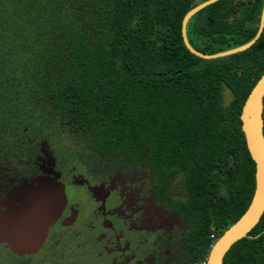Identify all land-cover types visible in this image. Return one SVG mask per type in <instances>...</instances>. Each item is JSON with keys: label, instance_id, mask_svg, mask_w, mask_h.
Returning a JSON list of instances; mask_svg holds the SVG:
<instances>
[{"label": "trees", "instance_id": "1", "mask_svg": "<svg viewBox=\"0 0 264 264\" xmlns=\"http://www.w3.org/2000/svg\"><path fill=\"white\" fill-rule=\"evenodd\" d=\"M202 1L0 0V164L65 133L81 154L146 163L161 196V178L182 173L186 196L171 206L191 223L198 264L209 235L230 226L252 195L239 112L264 71V23L235 53L202 58L185 47L182 17ZM262 3L206 4L185 24L190 46L212 54L248 42ZM261 118L264 138V96ZM263 261L264 210L222 264Z\"/></svg>", "mask_w": 264, "mask_h": 264}, {"label": "flooded vegetation", "instance_id": "2", "mask_svg": "<svg viewBox=\"0 0 264 264\" xmlns=\"http://www.w3.org/2000/svg\"><path fill=\"white\" fill-rule=\"evenodd\" d=\"M59 138L0 164V264H198L188 251L191 223L171 206L185 199L182 173L161 178V196L146 163L113 162L88 148L81 154L82 143ZM40 173L41 186L29 183ZM37 209L50 219L23 222Z\"/></svg>", "mask_w": 264, "mask_h": 264}, {"label": "water", "instance_id": "3", "mask_svg": "<svg viewBox=\"0 0 264 264\" xmlns=\"http://www.w3.org/2000/svg\"><path fill=\"white\" fill-rule=\"evenodd\" d=\"M215 0H204L191 9H189L181 20V36L185 47L193 54L202 57V58H213L218 56H224L231 53H235L241 50L246 49L250 46L251 43L258 37L259 33L262 30L264 23V0L262 3L260 16H259V24L256 34L252 39L248 42L212 54H205L199 52L192 48L186 38L185 35V24L195 11L199 10L206 4L213 2ZM264 96V71L252 85L250 90L248 91L242 106L239 112V120H240V129L243 134L244 143L246 150L249 154L250 159L254 165L253 171V191L250 197V200L245 208V210L241 213V215L230 225L228 226L210 245L209 250L205 257V264H222V257L230 245L236 240L246 236L247 232L256 224L260 215L264 210V138L262 133V98ZM59 191L56 189L55 192H52V196L55 197V207H58ZM40 212H44L45 209L41 206L38 207ZM48 212L54 211V207H49ZM55 208V209H56ZM37 210L27 211L28 214H25L24 221H32V219H39L40 223L43 220L50 219V216H42L39 217L37 214ZM26 212V210H25ZM35 213L38 215L35 216ZM45 218V219H44ZM32 225L24 226V229H29ZM264 264V261L263 263Z\"/></svg>", "mask_w": 264, "mask_h": 264}, {"label": "rangeland", "instance_id": "4", "mask_svg": "<svg viewBox=\"0 0 264 264\" xmlns=\"http://www.w3.org/2000/svg\"><path fill=\"white\" fill-rule=\"evenodd\" d=\"M230 98H231V94H230V91L226 88V87H222L221 88V102H222V104L223 105H226L228 102H229V100H230ZM57 137V138H56ZM60 136H58V135H55V136H51V138H46L47 140H45V144L47 143V144H56V143H58V144H60V141H59V138ZM62 140V139H61ZM58 144H56V145H58ZM41 174V173H40ZM38 175V176H35V177H31V179H30V181H29V183L30 182H33V180L34 181H39V185L38 186H41L42 185V183L40 184V179H39V176L41 177L42 176V174L41 175ZM56 183V184H55ZM53 184H55L54 186H57L58 187V184H57V180H55V182H53ZM52 184V185H53ZM178 188H179V191L180 192H183L184 191V177L183 176H179L178 177ZM32 185V184H31ZM147 186V185H146ZM148 187V186H147ZM60 188V187H59Z\"/></svg>", "mask_w": 264, "mask_h": 264}, {"label": "built area", "instance_id": "5", "mask_svg": "<svg viewBox=\"0 0 264 264\" xmlns=\"http://www.w3.org/2000/svg\"><path fill=\"white\" fill-rule=\"evenodd\" d=\"M209 238L211 239L212 242L216 239V237L213 234H210Z\"/></svg>", "mask_w": 264, "mask_h": 264}, {"label": "clouds", "instance_id": "6", "mask_svg": "<svg viewBox=\"0 0 264 264\" xmlns=\"http://www.w3.org/2000/svg\"><path fill=\"white\" fill-rule=\"evenodd\" d=\"M212 244V243H211Z\"/></svg>", "mask_w": 264, "mask_h": 264}]
</instances>
